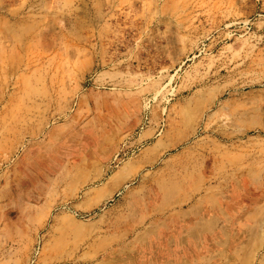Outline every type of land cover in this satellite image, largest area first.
<instances>
[{
    "label": "rangeland",
    "instance_id": "obj_1",
    "mask_svg": "<svg viewBox=\"0 0 264 264\" xmlns=\"http://www.w3.org/2000/svg\"><path fill=\"white\" fill-rule=\"evenodd\" d=\"M0 264H264V0H0Z\"/></svg>",
    "mask_w": 264,
    "mask_h": 264
}]
</instances>
